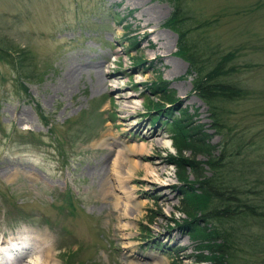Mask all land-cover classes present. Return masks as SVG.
Masks as SVG:
<instances>
[{"label": "rangeland", "instance_id": "374dc122", "mask_svg": "<svg viewBox=\"0 0 264 264\" xmlns=\"http://www.w3.org/2000/svg\"><path fill=\"white\" fill-rule=\"evenodd\" d=\"M174 3L0 0V44L15 52L0 59V234L45 233L59 264H209L197 261L198 252L207 254L196 249L199 239L174 223L186 218L185 186L167 158L176 153L168 127L181 115L187 133L197 130L213 146L194 153L196 169L209 175L208 157L220 155L231 200L262 212L229 220L239 238L230 263L264 264V0H180L186 40L213 57L234 52L226 79L244 94L223 103L219 132L191 90L196 75L176 53L177 35L163 24ZM78 66L81 74L71 77ZM156 84L166 96L153 94ZM149 98L169 115L148 108ZM119 140L140 151L130 180ZM191 153L183 148L182 159ZM155 164L163 175L144 177ZM184 170L191 181L193 171ZM115 176L145 200L140 213L128 203L126 217L116 216L121 210L106 193ZM112 191L123 198L121 189Z\"/></svg>", "mask_w": 264, "mask_h": 264}, {"label": "trees", "instance_id": "16d2710c", "mask_svg": "<svg viewBox=\"0 0 264 264\" xmlns=\"http://www.w3.org/2000/svg\"><path fill=\"white\" fill-rule=\"evenodd\" d=\"M187 15V12L182 9L180 0H175L173 9L170 15L166 17L163 24L177 35L176 53L180 55L189 66L187 73L190 74V72H194L196 75L191 79V90L200 101L206 103L209 108L208 112L212 117L209 123L210 127L214 128V131L219 132L225 126L223 123V119L225 118L223 103L225 101H232L236 98L240 99L244 94L238 84L230 83L226 79V77L230 75L229 71L233 68L232 66L225 67V62H228L231 57L234 56V52H223L220 53L218 57H213L199 49L203 47L202 45L197 46L193 40H186L188 33L187 29L182 28V24L187 19ZM14 54L15 52H10V49L8 50L0 44V59H10ZM14 60L18 65L16 73L17 75H21L20 67L22 62H19L16 58ZM155 87L156 92H153L154 95L158 94L157 92L159 91H162L161 94L167 95L164 92L166 91L165 87L158 84H156ZM149 100L150 102L147 104L148 108L152 107L156 109V111H159L158 113H165L164 107L158 105L154 100H151V98H149ZM166 100L169 101L170 97ZM166 110H168V108ZM149 113H151V109H148L145 115ZM166 115L168 116L169 113ZM178 118L179 120L174 118L171 125L168 127L174 131L171 139L176 153L173 156H167V158L169 161L175 163L176 177L185 186L182 188L184 194L181 201L183 202L182 209L180 208V210L185 213L186 218H181V221L176 220L174 223H177L179 226L178 228L184 230L186 233L188 232L190 236L199 239L198 248L196 249L204 248L207 252V254L198 252L199 258H197V261L205 259L209 264H231L230 262L236 254V246L239 245L237 241L239 238L237 236L238 231L231 225L229 220L237 218V214L242 213V211L245 215L256 212V216H260L262 212L256 211L252 205L248 206L244 201L239 203V205L237 203L234 204L232 200L236 197H230V194H227L231 192L232 189L228 188V186H230V180L225 179L222 174L220 168L222 158L220 155L218 158L208 157L207 164L212 171L209 175H202L201 169H196L198 161L193 159L194 153L198 151L201 153H208L209 149L207 147L212 148L213 146H210L207 142L205 144L201 141L196 135L197 130L196 132H192V134L189 132L187 133L186 125L183 123L186 120H182L181 115ZM184 132L185 135L187 133L185 138L188 140L183 142L186 146L181 147L180 143L183 137L182 133ZM20 136L31 137L28 133ZM183 148L191 150V160L188 158L182 159L181 154ZM193 148L196 150L194 151ZM228 161L229 160L225 158L223 163H229ZM185 165L193 171L192 182L190 179H187V172L184 170ZM67 207L71 208L70 213H73L71 203H68ZM242 207L249 209L250 212L244 211ZM207 220L211 222L208 224H212L209 228L206 227L208 226L206 224Z\"/></svg>", "mask_w": 264, "mask_h": 264}, {"label": "bare ground", "instance_id": "6f19581e", "mask_svg": "<svg viewBox=\"0 0 264 264\" xmlns=\"http://www.w3.org/2000/svg\"><path fill=\"white\" fill-rule=\"evenodd\" d=\"M132 1L134 3H138V2L140 3L142 0H132ZM147 14L153 17L155 16L154 10L151 9V7L148 9ZM149 32H152V31H149ZM78 71H82L80 70L79 66L73 69L71 77H74L75 75H80L81 73ZM152 134L153 132H150L149 135H152ZM111 143H115V142L111 141ZM117 147H118V151L116 152H118V155L124 156V158L123 157L119 158L120 159L119 161L120 162L122 161L125 164L126 174L123 177L126 178V180L127 179L130 180L131 176L135 174L134 173L135 170L138 169L142 164L139 161L140 151H138V148L135 144L132 143L128 145V143L124 140H119ZM123 152L128 153V155L124 154ZM116 167L112 169L114 170L116 169ZM151 170L152 172H154V174L151 172H147V169H146L145 170L146 174L144 177L149 176L153 178V176L163 175V171L161 168L158 167V164L153 165L151 167ZM117 178L118 177L115 176L114 182L112 183L113 184L112 188H111V184H109L108 188H106V193L114 197L113 199L111 198L112 205H114L116 209L121 210L120 213L118 211V214L116 216H118L119 218L126 217L125 214H128V213H126L125 210L129 207L128 203H130V205H133L132 207L135 209V211H137V213H140V208H142L143 205H145L144 204L145 200L144 199L136 200L135 198L137 196L135 195L133 191L129 190V186L126 184V182L125 183L123 182L124 179L121 178L118 180ZM116 188L117 190L121 189V191H124L122 192L123 198L121 196L119 197V195L117 194H114V191L112 190H115ZM109 189H111V191ZM164 195L165 193L164 194L159 193L160 198L162 197L164 198ZM121 198H122V203L120 202L121 200L119 201V199ZM126 225L127 224H122V226H126ZM20 242H25V244L27 245L21 247L19 246L21 245ZM53 243L54 241H52L51 238L46 236L45 233L41 231H39L38 233L37 231L31 230L30 228L29 230L27 228L26 229L20 228L18 229V232L16 234H10L8 236H4V233L2 232L0 234V264H59V262L56 260V257H55L56 252H54L53 250ZM12 245H14L15 247L19 246V248H17L16 253L9 251L10 249L13 250Z\"/></svg>", "mask_w": 264, "mask_h": 264}]
</instances>
